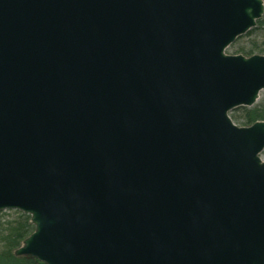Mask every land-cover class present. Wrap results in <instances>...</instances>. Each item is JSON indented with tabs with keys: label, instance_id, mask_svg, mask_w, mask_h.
Masks as SVG:
<instances>
[{
	"label": "water",
	"instance_id": "water-1",
	"mask_svg": "<svg viewBox=\"0 0 264 264\" xmlns=\"http://www.w3.org/2000/svg\"><path fill=\"white\" fill-rule=\"evenodd\" d=\"M264 0H0V211L37 264H264Z\"/></svg>",
	"mask_w": 264,
	"mask_h": 264
},
{
	"label": "trees",
	"instance_id": "trees-1",
	"mask_svg": "<svg viewBox=\"0 0 264 264\" xmlns=\"http://www.w3.org/2000/svg\"><path fill=\"white\" fill-rule=\"evenodd\" d=\"M263 26V20L259 19L256 26L246 34H254L261 30ZM241 51L247 56L264 52L254 44L250 48ZM234 110L237 113L239 112L240 116H236V118L242 125H252L258 120H264V98L252 107L240 106ZM30 219L29 215L20 214L14 221H6L5 223L0 221V264H37L31 258L16 256L14 253L23 240L34 231V225L30 222Z\"/></svg>",
	"mask_w": 264,
	"mask_h": 264
},
{
	"label": "rangeland",
	"instance_id": "rangeland-1",
	"mask_svg": "<svg viewBox=\"0 0 264 264\" xmlns=\"http://www.w3.org/2000/svg\"><path fill=\"white\" fill-rule=\"evenodd\" d=\"M261 19L264 22V14H263ZM253 44L256 45L257 47L261 48L262 50H264V26L261 28V30H259L258 32L254 33V34H251V35L244 34L241 37H239L238 39H236V41L234 43H232L226 49V53L229 55H244V56L248 57L247 55L243 54L241 50L248 49ZM236 52H238V53H236ZM256 54L264 55V52L256 53ZM263 98H264V91H262V93L260 95V99L258 100V102H260ZM238 113H237V111L232 110V111H230L229 114H230L232 120L234 121V123H236L238 126H244L236 118V116L237 117L240 116ZM261 157L264 160V151L262 152ZM20 214H24V213L19 211V210H16V209H7V210L0 211V221L3 223H5L6 221H14L17 217L20 216Z\"/></svg>",
	"mask_w": 264,
	"mask_h": 264
}]
</instances>
